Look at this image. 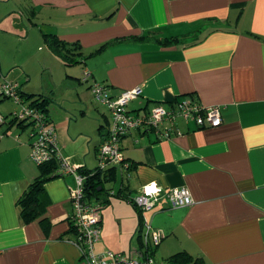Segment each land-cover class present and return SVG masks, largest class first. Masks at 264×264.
I'll return each instance as SVG.
<instances>
[{
    "label": "crops",
    "instance_id": "crops-1",
    "mask_svg": "<svg viewBox=\"0 0 264 264\" xmlns=\"http://www.w3.org/2000/svg\"><path fill=\"white\" fill-rule=\"evenodd\" d=\"M0 3V36L2 28L19 31L0 39V83L16 81L26 97L46 101L61 153L72 166L93 173L107 137L110 114L94 105L93 82L111 98L139 88L127 106L133 115L157 104L168 109L182 99L220 108L218 127L176 118L157 131L133 129L121 139L122 163L99 172L89 194L90 203L100 206L96 254L141 260L145 220L164 234L152 250L159 264H170L176 254L171 264H264V0ZM9 3L29 17L12 15ZM27 24L39 31L21 38ZM32 35L43 48L22 57ZM46 35L64 43L60 49L69 64L47 47ZM16 40L18 52L9 48ZM77 55L84 63L74 62ZM35 63L47 66L45 73H34ZM84 68L91 76L82 83ZM13 110L10 101L0 100V116ZM1 134L0 264H85L70 243L76 238L70 221L73 176L50 174L40 218L23 224L16 202L41 169L30 159L26 125H0ZM143 185L163 192L186 188L193 204L170 209L162 197L153 210L141 212L129 200Z\"/></svg>",
    "mask_w": 264,
    "mask_h": 264
},
{
    "label": "built area",
    "instance_id": "built-area-1",
    "mask_svg": "<svg viewBox=\"0 0 264 264\" xmlns=\"http://www.w3.org/2000/svg\"><path fill=\"white\" fill-rule=\"evenodd\" d=\"M90 72L84 68L80 81L85 83L90 78ZM89 90L95 102L104 105L110 114V124L107 137L97 150V168L92 173H101L109 164H121L122 155L119 150V142L133 129H146L157 131V126L166 121L173 122L176 118L193 121L198 127H218L222 123L221 112L218 106L205 107L191 100H177L165 109L162 105L153 106L148 112L133 115L127 110L128 104L140 95V89L135 88L120 94L117 98H111L106 87L93 82ZM0 98L12 100L18 109L14 110L11 119L8 116H0V125L10 124L14 121L28 127L30 139V159L36 166L51 162H57L56 175L59 177L71 175L75 181V189L72 192V215L76 238L70 243L77 248L81 259L85 264H159L153 256L152 250L156 248L164 234L161 230L152 229L150 223L143 220L142 238L145 248L141 260H135L123 254L106 251L102 254L94 252V244L99 241L100 206L90 203L86 199L85 181L86 176L82 169L70 165L61 153L54 125L47 119L46 114L39 108L31 105L30 101L24 100L20 93V85L17 82L4 80L0 83ZM168 129L164 136H169ZM175 133L179 134L177 130ZM3 135L1 134L0 137ZM128 167L127 164H124ZM164 197L168 208L176 209L189 207L193 204L191 194L186 188L171 189L163 192L161 187L143 185L129 202L141 212L151 211L157 202Z\"/></svg>",
    "mask_w": 264,
    "mask_h": 264
},
{
    "label": "trees",
    "instance_id": "trees-1",
    "mask_svg": "<svg viewBox=\"0 0 264 264\" xmlns=\"http://www.w3.org/2000/svg\"><path fill=\"white\" fill-rule=\"evenodd\" d=\"M45 38H46L47 47L54 54H56L57 57L61 58L65 63L69 64V62H68L69 58L60 49V46H64V43L60 42L53 35H46ZM148 38H149L148 35H146V36L141 37L140 39L145 40ZM163 43L164 42H162V44ZM74 45H77V44H74ZM76 49H79V48H76ZM67 53H70V51H67ZM80 57H81L80 55H77V58H76L77 60H74V62L80 63L82 61V57L81 58ZM82 63H84V61H82ZM20 93H21V96L24 98V100L30 101L31 105L39 108L42 112H44L46 114L47 119L50 121V119L48 118V115H47L46 108H45V106H46L45 100L41 99V97H39L37 99L34 97L28 98L22 93L21 89H20ZM0 100H3V99L0 98ZM8 125L12 126V125H15V123H14V121H11L10 124H8ZM17 126L22 127L23 124L17 123ZM29 149H30V147H29ZM38 167L41 169L40 175L38 177H36V179L29 185L28 189L24 192V194L16 202V206L19 208V215H20V218H21L23 224H30V223L34 222L35 220H37L38 218H40V216L42 214L41 196L44 193V184L50 178H52L50 174H52L54 172L53 176H56L55 173H56V169H57V162L52 160L51 162L40 165ZM82 172L86 176L85 194H86V199L89 200V194H90V192H92L94 190V186L92 185V183L94 182L95 177H99L100 173L97 172V173L92 175L91 172H86L84 170H82ZM180 255L181 254H176V255L172 256L170 258V264L172 262H174L175 260H177Z\"/></svg>",
    "mask_w": 264,
    "mask_h": 264
},
{
    "label": "rangeland",
    "instance_id": "rangeland-1",
    "mask_svg": "<svg viewBox=\"0 0 264 264\" xmlns=\"http://www.w3.org/2000/svg\"><path fill=\"white\" fill-rule=\"evenodd\" d=\"M1 4V3H0ZM7 7L8 8H12V9H9V10H11L10 12H13L12 13V15H14L15 13H19L20 11H22V12H24V14H26V15H28V17H29V13L28 12H26V11H23V8H20L19 9V7H13V5L12 4H7ZM25 16V15H24ZM27 30H26V32L22 35H20L21 36V38H24L25 36H27V34H29V33H31V32H29L30 30H37V31H39V28H38V26L37 25H32V26H30V24H27ZM18 35H19V31H16V33L14 32V30H12L11 28H2V34H1V36H0V39H2V42H4V41H6L8 38H10V39H12V37L14 36H17L18 37ZM33 41V35L32 36H30V40L28 39V46L26 47L25 46V44H23V47L24 48H22L23 50H24V54L22 55V57H24L25 56V52H27L28 53V55H36V51H37V48L39 47V46H41V48H43V44H39V45H37V44H35V43H33L32 42ZM18 45V42H17V40L16 41H13V42H11L10 44H9V48H11V50H13V51H15V52H18L19 51V48H17L16 46ZM16 47V48H15ZM38 51H40V49H38ZM16 55V54H15ZM28 66H30V64H28ZM45 69H47V66H45V65H40V67L38 66V64H33L32 65V70H33V72L34 73H37V75L39 76L41 73H45ZM47 72H49V71H47ZM9 81H11V80H9ZM12 82H16V81H12ZM18 83V82H17ZM19 84V83H18ZM8 100V99H7ZM92 100H93V98H92ZM8 101H10L11 102V104L15 107V110L16 109H18V106L12 101V100H8ZM93 103H94V105H96L97 104V102H95L94 100H93ZM56 104V103H55ZM100 103H98V105H99ZM101 105V104H100ZM12 112H14V110L13 111H11L8 115V120H10L12 117H11V113ZM97 160V159H96ZM98 162V161H97ZM97 165V164H96ZM106 188V187H105ZM154 255V253L152 252L151 253V256H153ZM161 264H164V263H161Z\"/></svg>",
    "mask_w": 264,
    "mask_h": 264
}]
</instances>
